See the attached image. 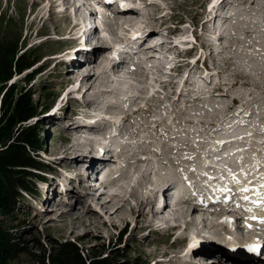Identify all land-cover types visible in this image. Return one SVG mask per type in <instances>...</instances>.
Listing matches in <instances>:
<instances>
[{
	"label": "rangeland",
	"instance_id": "rangeland-1",
	"mask_svg": "<svg viewBox=\"0 0 264 264\" xmlns=\"http://www.w3.org/2000/svg\"><path fill=\"white\" fill-rule=\"evenodd\" d=\"M75 1L0 0V39L20 36V53L29 50L32 52L29 57H39V62L32 69L14 75L8 85L15 82L18 90L25 92L30 88L38 105L47 104L43 115L38 116L43 120L39 133L41 131L45 138L39 160L47 169L28 179V183L32 182L33 193L27 192L32 196L36 193L38 197L33 196L35 200H32L22 193L18 208L11 216L0 207V219L5 220L8 227L15 226L13 230L25 241L26 249L10 259L9 264H51L48 255L55 247L54 243L66 240L75 241L82 248L95 252L103 246L106 249L118 246L125 254L121 260L127 262L129 259L132 264H190L184 261L189 250L186 249L181 256L178 254L189 247L192 238H200L195 244L197 253L208 257L217 254L222 258L231 256L243 261L254 257V252L244 248H237L235 252L231 250L233 245L256 243L261 240H256L257 236L263 235L238 228L240 219L236 215H228L234 221L229 223L224 219L226 214H210L197 209L195 216L199 221L197 225H190V219L185 217L184 221L180 217L182 212L176 210L179 202H175L174 208H166L165 213L157 214L151 208L152 204L141 205L140 201H148L153 191L157 195V189L162 188L164 182L174 187L179 185V195L185 192L196 195L198 190L194 184L199 187L205 183L212 188L209 196L217 191V186L230 182L232 197L235 195L239 199V189L243 185L236 186L232 182V174L245 171L254 164H259V169L255 170L258 175L255 176L260 177V181L248 183L253 191L250 188L244 194L258 197L256 188L264 182V147L253 140L241 143L240 139L231 146L221 145L222 149L218 150L222 135L218 127L228 120L235 108L246 107L243 116L248 122L253 120L249 130L256 133V140L261 137L258 128L260 123H264V0H216L215 4V0H141L142 15L122 16L118 22L102 21L100 27L104 31L96 34L92 45L86 42L85 46L74 48L77 42L75 35H79V28L85 19L88 20L90 11L86 6L78 9ZM65 6L70 8L62 12ZM225 9L235 12L236 18L229 20L234 27L229 34H217L208 29L210 33L206 36H212L213 42L202 51L208 57L204 64L208 72L203 71L199 63L190 70L187 68L190 75L185 79L184 75L166 74L164 62L151 57L150 53H143L144 56L137 54L135 61L126 64L122 72L108 64L110 60L111 63L115 61V50L111 47L116 48L118 43H122L124 49L120 52L131 48L133 43L128 42L127 33L134 23L143 29L151 26L149 31L161 36L176 29L185 34V38H188V32H192V25H196L198 28L194 34L199 37L201 26L208 17L211 21L215 18L228 20ZM128 18L135 22L123 24ZM165 26L170 29L165 30ZM103 45H108L109 50L102 57L98 56L95 63L88 61L93 53L99 52L96 48L105 49ZM64 51H67L68 61H58L61 55L53 57ZM177 51L176 48L173 50ZM77 63L80 69L76 67ZM175 70L181 71V67ZM199 71L203 74L200 75ZM87 74H94L92 82H95L89 91L84 92L81 78ZM162 77L170 79L171 83L180 81L181 96L176 94L178 86L175 83L165 86L161 82ZM193 79L209 90L208 97L198 99ZM4 92H0V101ZM191 98L193 101L188 102ZM52 101L54 103L49 106ZM36 119H31L30 124H34ZM114 130L120 134L110 137L107 143L119 149L116 154L118 161L113 162L115 154L111 151L107 153L108 160L91 159V162L99 165L97 174L105 166L108 169L105 174L123 166L120 180L97 183L89 193L67 197L65 201L74 200L76 205L65 210L71 204L60 201L59 191L69 189L73 182L83 183L80 163L88 160L84 156L87 154L85 148L89 146L96 150L98 144L93 139L102 136L108 139L106 133ZM238 149H243V152ZM217 151L227 156L236 152L241 154L240 157L233 156L235 162L214 168V173L219 175L218 180L206 175L213 170L209 167V160L213 158L208 155ZM88 154L92 155L91 152ZM75 160L79 161L76 163ZM210 180L212 186L209 185ZM243 180L246 182L248 178ZM42 188L50 190L54 205H47L48 195ZM78 189L88 188L79 186ZM223 193H220L222 200ZM117 207L119 211L114 213ZM181 207L189 209L194 206L189 203V207ZM66 211L70 212L65 214ZM250 221L251 225L256 222ZM121 236L122 241L118 244ZM243 236H248L250 242ZM262 248L264 252V244ZM257 258L261 263L264 261L263 256Z\"/></svg>",
	"mask_w": 264,
	"mask_h": 264
},
{
	"label": "trees",
	"instance_id": "trees-1",
	"mask_svg": "<svg viewBox=\"0 0 264 264\" xmlns=\"http://www.w3.org/2000/svg\"><path fill=\"white\" fill-rule=\"evenodd\" d=\"M19 42L20 36L0 39V92L5 90L0 101V207L10 216L18 208L21 191L32 192V182L28 183V179L36 177L37 171L47 169L39 160L45 138L41 136V131L39 133L43 120L38 118L43 115V108L47 104L38 105L30 88L25 92L18 90L15 82L8 85L14 75L32 69L39 62V57L28 56L32 53L29 50L20 53ZM35 117V123L30 124ZM13 228L15 226L8 227L5 220L0 219V264H9L10 259L26 249L25 241ZM121 234L123 236V232ZM54 244L48 255L51 264H132L128 258L127 262L121 260L125 254L118 246L108 249L103 246V249L95 252L82 248L72 240Z\"/></svg>",
	"mask_w": 264,
	"mask_h": 264
},
{
	"label": "bare ground",
	"instance_id": "bare-ground-1",
	"mask_svg": "<svg viewBox=\"0 0 264 264\" xmlns=\"http://www.w3.org/2000/svg\"><path fill=\"white\" fill-rule=\"evenodd\" d=\"M75 1V0H74ZM76 2V1H75ZM147 2V1H146ZM151 2V1H150ZM149 2V3H150ZM50 3V2H49ZM61 3H62V1H61ZM216 3V0L214 1V4ZM253 3V2H252ZM213 4V5H214ZM75 5V4H74ZM142 4H137L136 6L137 7H140ZM70 8V6H68L65 10H64V12H66L68 9ZM78 9H80V7H78ZM76 11V10H75ZM74 11V12H75ZM75 14H77V13H75ZM95 13L93 12V13H91V15H94ZM123 14H126V15H123ZM130 14H136L137 15V13L136 12H134V11H131V12H122L121 14H117V15H113V17L111 18V16H109V15H107V14H105V13H102V12H100V18L103 20V21H105V22H110V20H115V21H120V17H122V16H127V15H130ZM82 17V16H81ZM76 18V17H75ZM80 18V17H79ZM83 18V17H82ZM233 18H236L235 16L233 17ZM88 19L90 20V21H92L89 17H88ZM129 20H127V21H124V22H122L123 24H127V23H132V22H135V20L134 19H132V18H128ZM81 20V19H80ZM77 22V21H76ZM83 22H85V20L83 21ZM141 24V23H140ZM77 25V24H76ZM75 25V26H76ZM84 25V24H83ZM134 26L133 27H130L131 29H132V31H131V34L133 35V33L134 32H140L141 34H145V32H147L148 30L146 29V28H142V27H139L140 25L138 24V23H134L133 24ZM137 25H138V27H137ZM220 25H222V23L220 24ZM129 26H132V25H129ZM146 26V25H145ZM233 27H234V24L232 23V22H229V28H230V33L232 32V30H233ZM142 28V29H141ZM226 28L227 27H225V26H221V27H219V31H222V33L224 32H226ZM83 29V26L81 25V27L79 28V31H81ZM128 34V33H127ZM221 36H223V35H221ZM159 38H161L160 36H159ZM207 38H208V40H209V38H210V43H212L213 41H212V36H210V37H208L207 36ZM220 39V38H219ZM218 39V40H219ZM105 43V42H104ZM155 43H153V45H154ZM150 44H149V42H148V46H149ZM103 46H105V49H99V48H96L95 50H97V51H99V52H96V53H93V56L91 57V59H92V62L93 63H95L96 62V60H97V58H98V56H100V57H102L103 55H104V53L105 52H107V50H109V46L108 45H103ZM127 47V46H126ZM125 47V48H126ZM124 47H123V45H122V43H118V46L115 48V51H114V53L116 54L115 55V58H121V57H123L124 56V51H122V52H120L119 50H121V49H123ZM129 49L130 50H132V48H130L129 47ZM100 50H102L101 52H100ZM149 52H151V51H154V49L152 48V47H147V48H139V50H138V52L136 53V54H130V58H129V61H130V63L132 62V61H135V56L137 55V54H142L143 55V53H148V51ZM95 54V55H94ZM156 55H163V53L161 52V51H156ZM144 56V55H143ZM99 57V58H100ZM151 57H154L155 58V56L153 55V56H151ZM159 58H161V57H159ZM158 58V60L160 61V59ZM105 60V59H104ZM103 60V61H104ZM163 61V60H162ZM91 62V63H92ZM166 63H169V59H167L166 61H165ZM91 63H89V64H91ZM58 64V63H57ZM84 64H86V63H84ZM83 64V65H84ZM108 64L111 66V68L112 69H114L115 68V65H112V63H111V60L108 62ZM142 64H144V63H142ZM161 64V63H160ZM150 65V64H149ZM108 66V65H107ZM124 66L125 65H121V66H117V69L116 70H118V68H120V70H118V72H122L123 71V68H124ZM77 67L80 69V64L78 63V65H77ZM144 69V68H143ZM103 71V70H102ZM114 71V70H113ZM103 73V72H102ZM109 74H110V72H108ZM91 74V73H90ZM101 74V73H100ZM164 74V73H163ZM112 75H113V73H112ZM84 76V75H83ZM93 76H95L94 74L93 75H90L89 76V74H87L86 76H84V78H81L82 77V75L81 76H79V78H81V86L82 87H84L83 89H84V92H87V91H89L90 89H91V87H92V85L94 84V82L95 81H93L92 82V78H93ZM116 76V75H115ZM117 77V76H116ZM76 78V77H75ZM78 78V79H79ZM114 78V77H113ZM113 78H111V79H113ZM160 78V77H159ZM108 79V78H107ZM105 81H106V79H105ZM104 81V83H106ZM69 82H71V81H69ZM92 82V83H91ZM102 82V81H101ZM109 82H110V80H109ZM108 82V83H109ZM171 84H173V82L171 83L170 82V85ZM180 85H181V82H180ZM201 85V84H200ZM198 83L196 84V88L198 89V93H197V95L199 96H197L198 97V99H203V98H206V97H208L209 95H208V93H209V90H205V88H203L202 86H200ZM81 86H80V88H81ZM82 89V90H83ZM113 90V89H112ZM152 91V90H151ZM154 91V90H153ZM176 101V100H175ZM246 109V107H243V109L240 111V112H243L244 110ZM83 113H85V112H83ZM84 115H86V114H84ZM117 115V114H116ZM119 116V115H118ZM229 116H230V114H229ZM250 116V115H249ZM118 121V120H117ZM116 121V122H117ZM231 121V120H230ZM230 121H228L229 123H230ZM118 126V125H117ZM220 127V126H219ZM224 128V130H225V132H229V131H231V128H229V127H222V128H220V129H223ZM122 129V128H121ZM220 129H218V130H220ZM242 131H241V130ZM240 129H239V127L237 128V130L239 131V133H240V135H239V139L242 137V139H241V143H243V142H246L247 140H253V141H255L256 142V144H259V145H261L262 147H264V128L262 129V131H258V133L259 134H261V137H260V139L259 140H256V138L254 137V135L256 134L254 131H252L253 129H251V130H249V124H242L241 126H240ZM247 133H246V132ZM244 133H245V135H244ZM220 138V137H219ZM97 140H95V139H93L94 140V142L95 143H103V144H105V143H107V141L108 140H110V137H108V139L107 138H105L104 136H102L100 139H98V138H96ZM221 142H220V144L223 142L222 140H220ZM238 140H227L226 142H224L223 144H226V143H229L230 144V146L232 145V144H234L235 142H237ZM228 145V144H227ZM80 148V147H79ZM89 148V146H87V149ZM243 152V151H242ZM85 153H87V151L85 152ZM213 153H216V154H218L217 156H216V159H212V161L216 164V165H220V164H226V163H228V164H230V162H235L233 159H234V157L233 156H236V157H240V153L239 152H236V154L235 155H232V154H229L228 156H226L225 158H221V159H219L218 157H220L219 156V152H213ZM79 154V153H78ZM84 156H86L87 157V159H88V161H91V159H93L92 158V156H90L88 153L87 154H84ZM209 156H212V153L210 154V155H208V157ZM73 157V156H72ZM75 157V156H74ZM229 157V158H228ZM112 158V157H111ZM206 159H209V158H207V157H205ZM233 158V159H232ZM217 159H219V160H217ZM228 159V160H227ZM79 160H75L74 162H78ZM113 162H115V161H113ZM242 162V161H241ZM243 163V162H242ZM241 165H243V164H241ZM257 165H259V164H254L253 166H250L247 170H245V171H240V172H237L236 174L238 175V178H239V180L242 182V183H240L239 185H237L236 184V186H238V187H240L241 185H243V186H248V183L249 182H251V184L253 183V182H255L256 183V181L257 180H259L260 181V177L258 178V177H256L255 176V174L256 175H258L257 174V172L255 171V170H257V169H259V166H257ZM263 165H264V161H263ZM209 167H211L210 166V164H209ZM238 168H241V166L240 167H238ZM193 171V170H192ZM115 172L116 171H114V172H111L108 176H105V180L103 181V182H105V181H107L108 183H110L111 182V180H112V176L113 175H115ZM245 173H247V175H245ZM158 174V173H157ZM207 176H208V172H207ZM219 176V175H218ZM253 176V177H252ZM263 176V175H262ZM252 177V178H251ZM264 177V176H263ZM243 178L245 179V178H248V181H244L243 180ZM231 179V178H230ZM242 179V180H241ZM232 180V179H231ZM247 180V179H246ZM244 181V182H243ZM264 181V180H263ZM114 182H116V180L114 181ZM232 182H234L235 183V181L233 180ZM262 182V181H261ZM113 183V182H112ZM258 183H260V182H258ZM264 183V182H263ZM212 182H211V180H210V183H209V185L210 186H212ZM250 184V185H251ZM261 184V183H260ZM253 186H255L254 184H253ZM106 187V186H105ZM225 187H227V188H229L230 187V182H227V183H225V184H223V185H220V187L219 186H217V193H221V191H220V189L221 188H225ZM249 187V186H248ZM255 187H257V186H255ZM259 187L260 186H258L257 188H256V191L259 189ZM204 189H205V187H203ZM251 188V187H250ZM249 188V189H250ZM251 190H252V188H251ZM260 190H262L261 192H263L264 193V187H261L260 188ZM253 191V190H252ZM255 191V190H254ZM228 194L226 195V197H225V200L224 201H228L229 200V197H231V192H227ZM122 194V193H121ZM152 195H151V198H149L148 199V201L147 200H145V199H143V200H141L140 201V203H141V205H145L146 204V206L147 205H151V204H153V202L155 201V199H156V193L153 191V193H151ZM242 193L240 192L239 193V195H240V198H241V200L240 199H238L237 200V202H235L236 203V205H235V207H236V209H235V212H237V211H242V213L244 214V216L246 217V219H247V222H246V225L247 224H251V221H250V219H248L250 216H253V215H255V216H257V217H264V205H259V204H257V203H254V201H257V200H260V199H264V196H261V198H259V197H256V196H250V194L251 193H248V194H244V195H248L249 197H250V199L249 200H247V201H245V200H243L242 199V195H241ZM254 195H255V193H254ZM150 197V196H149ZM216 199H218V195L215 193V194H213V195H208L207 196V201H210V200H216ZM145 200V201H144ZM199 200H202V198H200ZM147 201V202H146ZM183 203H185V204H183ZM189 203H191V201H180L178 204H177V211H181L182 213H181V218L183 219V218H188V219H190V220H188L189 222L188 223H190V225H197V223H198V218L195 216V214L196 213H198V211H197V208H193V207H190L189 209L188 208H180V205H183V207H185L186 205L189 207ZM208 203V202H207ZM237 204H239V207H237ZM51 205V204H50ZM114 205H116V204H114ZM241 206H242V208L243 209H241ZM75 208V205H73V206H71V207H69V210H71L72 208ZM119 209V207H117V208H115V210L113 211L114 213L115 212H117V211H119L118 210ZM121 209V208H120ZM201 209V208H200ZM232 209H233V207H232ZM231 209V204H229L228 202H227V204L226 203H223V208H220V211H219V213L218 214H222V216L223 215H225V216H227V217H229L228 215H230V214H228V213H230V211L232 210ZM167 209L166 208H163L160 212H158L157 214H163V213H165V211H166ZM67 212H70V211H66V213L65 214H67ZM170 214V213H169ZM214 214V213H213ZM180 215V214H179ZM177 216V215H176ZM76 218H79V217H76ZM162 219V218H161ZM180 219V218H179ZM210 219V218H209ZM212 219V218H211ZM177 220V219H176ZM184 220V219H183ZM203 220H205L204 218H203ZM180 221H182V220H180ZM185 221V220H184ZM207 221V220H206ZM256 222H254V224L252 223V230L253 231H255V232H257V229H259V228H261V229H263L264 230V224H260L259 222H258V220H255ZM188 223L186 222V224L188 225ZM149 224H152L151 222L149 223ZM185 225V224H184ZM189 225V226H190ZM164 227V226H163ZM179 228V227H178ZM188 229V228H187ZM248 229H250V228H248ZM259 239H261V237H258L257 236V239L256 240H259ZM236 244V243H235ZM260 244V243H259ZM263 244H264V241L262 242V246H263ZM191 250V248H189V251ZM185 260H188L187 259V257H185L184 258Z\"/></svg>",
	"mask_w": 264,
	"mask_h": 264
},
{
	"label": "snow or ice",
	"instance_id": "snow-or-ice-1",
	"mask_svg": "<svg viewBox=\"0 0 264 264\" xmlns=\"http://www.w3.org/2000/svg\"><path fill=\"white\" fill-rule=\"evenodd\" d=\"M122 7H123V5H122ZM141 35L142 34L140 32H134L133 35H132V38L133 39H136L137 37H139ZM113 55L115 56L116 54L113 53ZM240 139H242V137ZM238 151H243V149H238ZM242 159L243 158L241 157V160ZM229 171H231V170H229ZM245 175H247V173H245ZM232 178H233V180L235 181V183L237 185H239L241 183V181L239 180V178L237 177V175L235 173L232 174ZM262 179H264V178H262ZM249 183H251V182H249ZM260 186L261 187H264V183H262ZM249 190L250 189H249L248 186H243V187H240V189H239V191L241 193H247V192H249ZM220 191H223V192H231L232 190L230 188L225 187V188H221ZM256 194H257L258 197L264 196V193L260 192L259 190H257V193ZM229 198H231V197H229ZM242 199L245 200V201H247V200L250 199V197L248 195H243L242 196ZM254 203H257L259 205H264V199H260V200L254 201ZM237 207H239V204H237ZM224 219H225L226 222H229V223L234 222L232 220V218H230V217H225ZM248 219H250V220H258V222L260 224H264V217H257L255 215H253V216H250ZM246 227L251 228L252 225L249 223V224L246 225ZM260 247L261 246L258 243H256V244H249V245H233V246H231V250L233 252H235L237 250V248H244L248 252H254L255 253V252H259Z\"/></svg>",
	"mask_w": 264,
	"mask_h": 264
}]
</instances>
